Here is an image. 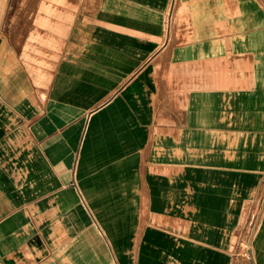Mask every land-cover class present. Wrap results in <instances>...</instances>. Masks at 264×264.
Returning <instances> with one entry per match:
<instances>
[{"label": "crops", "instance_id": "crops-1", "mask_svg": "<svg viewBox=\"0 0 264 264\" xmlns=\"http://www.w3.org/2000/svg\"><path fill=\"white\" fill-rule=\"evenodd\" d=\"M16 2L0 264H242L264 217V0H68L35 38L43 0Z\"/></svg>", "mask_w": 264, "mask_h": 264}, {"label": "rangeland", "instance_id": "rangeland-1", "mask_svg": "<svg viewBox=\"0 0 264 264\" xmlns=\"http://www.w3.org/2000/svg\"><path fill=\"white\" fill-rule=\"evenodd\" d=\"M16 1L18 2L19 0H16ZM50 2L51 0H43L42 5L39 7V13H38V14L43 15V18L42 19L38 18L37 22L33 24L37 28H33L31 30L32 33L40 32V31H43V32L54 31L55 30L54 28H56L55 22L57 20L66 21L70 19L71 12L69 10L68 0H54V2L58 4V6L56 7L50 6ZM4 4H5V0H0V14L3 13ZM20 9L26 10V12L25 13L23 12V14H27V15L33 14V12H30V8L28 7L19 8L16 6H14L10 10V13L18 15L20 13ZM52 19L54 22H52ZM28 25L29 24H27V26ZM64 25L65 24L61 22L59 24V26L61 27L57 31L61 33L63 31ZM34 33L32 34L33 38H35ZM48 41L49 39H44V43H48ZM49 57H51L50 52H47L44 49L42 53V62L44 63V60H47ZM261 218L263 217L260 216V214H258L256 218H254V221L250 220L251 218L249 217L244 223V227L241 231L239 244L236 247V254L238 253L239 256L242 258L241 259L243 261L242 264H256L254 253H253L254 251L253 246L257 240V236H258L257 234L259 233L260 227L262 225Z\"/></svg>", "mask_w": 264, "mask_h": 264}, {"label": "bare ground", "instance_id": "bare-ground-1", "mask_svg": "<svg viewBox=\"0 0 264 264\" xmlns=\"http://www.w3.org/2000/svg\"><path fill=\"white\" fill-rule=\"evenodd\" d=\"M257 235V240L253 246L255 262L256 264H264V217L260 232Z\"/></svg>", "mask_w": 264, "mask_h": 264}]
</instances>
